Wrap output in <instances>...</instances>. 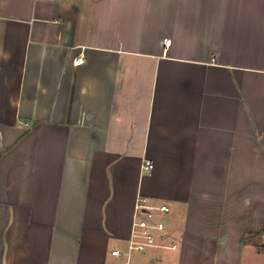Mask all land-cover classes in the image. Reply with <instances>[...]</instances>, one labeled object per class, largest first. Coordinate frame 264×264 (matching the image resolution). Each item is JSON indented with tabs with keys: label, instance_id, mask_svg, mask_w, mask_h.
Returning <instances> with one entry per match:
<instances>
[{
	"label": "crops",
	"instance_id": "1",
	"mask_svg": "<svg viewBox=\"0 0 264 264\" xmlns=\"http://www.w3.org/2000/svg\"><path fill=\"white\" fill-rule=\"evenodd\" d=\"M139 196L129 264H264V0H0V264H125Z\"/></svg>",
	"mask_w": 264,
	"mask_h": 264
},
{
	"label": "built area",
	"instance_id": "2",
	"mask_svg": "<svg viewBox=\"0 0 264 264\" xmlns=\"http://www.w3.org/2000/svg\"><path fill=\"white\" fill-rule=\"evenodd\" d=\"M168 41L166 42V44ZM82 61L81 56L75 58V63ZM153 166L149 162L143 165L145 173L151 172ZM169 212L167 205H153L146 197L139 196L135 203L131 223V232L125 251L118 249L110 251V257L122 259L129 264L133 254H143L150 249L175 250L176 244L168 241L169 234L163 216Z\"/></svg>",
	"mask_w": 264,
	"mask_h": 264
},
{
	"label": "rangeland",
	"instance_id": "3",
	"mask_svg": "<svg viewBox=\"0 0 264 264\" xmlns=\"http://www.w3.org/2000/svg\"><path fill=\"white\" fill-rule=\"evenodd\" d=\"M109 262H112L111 260Z\"/></svg>",
	"mask_w": 264,
	"mask_h": 264
}]
</instances>
